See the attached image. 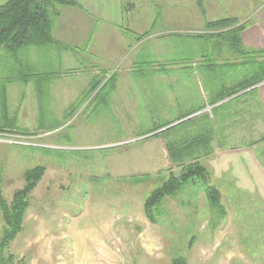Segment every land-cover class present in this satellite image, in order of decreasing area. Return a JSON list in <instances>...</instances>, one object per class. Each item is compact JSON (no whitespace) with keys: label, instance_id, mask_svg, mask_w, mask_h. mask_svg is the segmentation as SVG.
<instances>
[{"label":"rangeland","instance_id":"374dc122","mask_svg":"<svg viewBox=\"0 0 264 264\" xmlns=\"http://www.w3.org/2000/svg\"><path fill=\"white\" fill-rule=\"evenodd\" d=\"M190 1L198 13L187 6L180 18L190 33L157 36L153 55L148 46L131 53L137 60L131 68L130 58L101 72L80 66L81 74L70 80L76 101L43 105L45 125L57 127H37L38 118H31L34 104H25L26 126L8 135L33 145L0 143L1 197L9 202L25 185L28 170L43 167L45 172L30 193L22 231L5 252L15 258L10 264H171L176 258H185L186 264H264V216L257 219L264 213V181L255 184L246 174L264 167V106L258 94L225 105L228 116L221 120L212 119L210 109L203 115L213 151L199 162L221 191L227 212L217 229L210 230L211 212L197 181L164 199L150 215L154 223L143 210L145 198L170 171H179L166 148L199 118L148 142L137 139L140 133L207 108L206 101L223 88L263 69L251 63L259 55H239L242 49H231L221 38L197 36L207 33L206 22L232 18L236 25L246 24L243 16L264 0ZM17 59L4 55L0 64ZM84 67L96 82L114 77L113 89L107 83L92 93L90 85L84 90ZM217 159L223 167L210 170ZM224 169L238 173L240 182H228ZM2 228L0 215V233Z\"/></svg>","mask_w":264,"mask_h":264},{"label":"crops","instance_id":"0c3cea01","mask_svg":"<svg viewBox=\"0 0 264 264\" xmlns=\"http://www.w3.org/2000/svg\"><path fill=\"white\" fill-rule=\"evenodd\" d=\"M6 1L0 0V5ZM72 1L77 5L61 7L60 15L54 22L52 36L57 42L56 44L24 47L15 56L0 48V57L4 55H11L15 59L18 57L17 63L12 65L0 64V132L20 133L19 129L26 126V114L23 111H25L27 102H31L35 106L31 118H38L37 127L40 129L57 127L58 123L45 125L43 105L47 100L65 102L67 106L76 101L73 99L74 90L70 80L73 79V76L81 74L80 66L92 67L94 71L101 72L113 70L118 65L126 63L130 58L127 63L131 68L137 64L136 58L132 57L131 53L141 46H148L153 55V39L157 36L166 38L169 35L182 32L190 33L183 27L184 22L180 19L185 16L187 6L192 7V10L198 13L196 2L191 4L190 0ZM246 14L242 19L248 25L242 31L241 42L249 51L264 52V1L259 7ZM262 60L258 59L259 62ZM200 62L203 63L202 59ZM9 69L14 73H10ZM84 71L87 76V81L84 82L85 90L94 80L90 78L92 74L86 71L85 67ZM75 72L77 73L75 74ZM103 78H99L100 88L110 83L112 85V81L107 82V78L105 80ZM257 94L258 102L264 106V82L257 86L256 95L248 94L243 98L257 96ZM64 95L66 100H64ZM215 97L213 96L212 99ZM210 100L206 101V104H209ZM227 101L229 99L213 106L207 105V108L201 107L195 117L199 118L205 115L206 109L211 110ZM210 110L209 114L213 117L212 119L219 118L221 120L228 116L225 112L224 117L220 113L215 117L214 111L210 112ZM64 114L66 111H63V117ZM57 118L58 116H56ZM149 129L142 131L139 136L145 134ZM159 132L140 138H145V141L148 142L156 138L157 136L154 135ZM262 157L264 164V154ZM213 161L209 169L222 166L219 163L220 160ZM244 167L246 171L247 166L244 165ZM259 169L254 167L246 171V174H249L248 177L254 180L255 184V180L257 182L264 181L262 178L264 177L262 172L264 167L262 169L259 167ZM223 172L222 174L227 177L228 182H240L238 173L229 171V169H224Z\"/></svg>","mask_w":264,"mask_h":264},{"label":"trees","instance_id":"16d2710c","mask_svg":"<svg viewBox=\"0 0 264 264\" xmlns=\"http://www.w3.org/2000/svg\"><path fill=\"white\" fill-rule=\"evenodd\" d=\"M76 5L72 0H7L0 5V48L15 56L24 47L56 44L57 42L54 40L52 32L54 22L60 15V8L63 6L75 7ZM201 12L204 14V10H201ZM236 24L237 20L232 18L206 22L205 31L207 33L197 37H205V35L218 37L223 39V41H227L231 49H242V53L239 55L250 56V58H254L252 55H259V58L263 60L259 62L253 59L251 63L258 64L263 69L260 73L242 80L232 87L223 88L215 99H211L209 106L229 99V101L210 110V112L214 111L215 117L219 113L224 117L225 112L221 110L224 109L227 112L225 105L227 107L231 103H236L248 94L256 95L257 86L264 82V52L244 50L240 34L245 29L246 24ZM213 31L216 32L214 33ZM113 79L112 85L110 83V89L114 87ZM99 84L100 82H96V80L91 82L87 91L89 93L94 92ZM200 110L194 109L173 121L154 125L138 138L146 137L145 135H150L157 131L160 132L156 135L172 131L180 125H184L195 118L197 119L198 117L194 115ZM198 121L195 126H191L190 131H187L188 133H183L181 138H176L166 148L171 162L177 166L179 171L177 173L170 171L160 187L156 188L145 198L143 210L146 218L152 223L154 221L150 215L160 206L164 199L174 198L181 189L190 183H196V181L200 182L204 187L203 192L211 212L208 222L210 230H216L227 215L226 208L222 203L221 191L211 184L207 168L199 162L202 156H208L213 149L210 148V132L203 130L205 126H208V119L200 116ZM196 127L197 130H195ZM217 145L221 147V143L218 142ZM44 172L45 169L43 167H35L25 172L23 175L25 185L22 189L13 193L9 202L5 201L0 195V215L3 222V228L0 233V264L14 263V256L5 254V252H7L10 244L22 231L23 218L30 203V193L36 188ZM261 215L264 216V213L259 212L257 215L258 221L262 219ZM261 221H264V217ZM189 248H191V244ZM171 264H186V259L176 258L171 261Z\"/></svg>","mask_w":264,"mask_h":264},{"label":"built area","instance_id":"2783aa9c","mask_svg":"<svg viewBox=\"0 0 264 264\" xmlns=\"http://www.w3.org/2000/svg\"><path fill=\"white\" fill-rule=\"evenodd\" d=\"M9 133H4L0 132V143H6L10 145H33V144H28L24 140L20 139L18 136L14 135H8Z\"/></svg>","mask_w":264,"mask_h":264}]
</instances>
